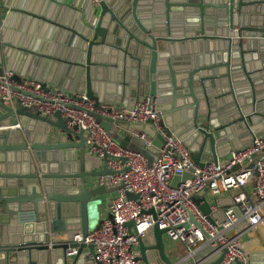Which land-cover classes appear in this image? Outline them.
I'll return each instance as SVG.
<instances>
[{
    "label": "water",
    "instance_id": "water-1",
    "mask_svg": "<svg viewBox=\"0 0 264 264\" xmlns=\"http://www.w3.org/2000/svg\"><path fill=\"white\" fill-rule=\"evenodd\" d=\"M1 63L96 106L131 108L154 98L162 127L198 166L224 167L264 135V0H0ZM101 125L124 133L118 145L149 165L164 145L150 121ZM260 158L264 166L263 152L248 167ZM96 162L83 133L69 130L59 113L45 118L18 102L0 103V264H94L83 245L73 259L64 251L74 246L71 234L85 237L100 227L92 213L97 197L119 187L97 185L111 172ZM188 179L189 173L175 176L171 186ZM208 191L192 200L221 225L223 202L211 212ZM228 205L239 218L231 199ZM247 228L240 222L225 236ZM224 253L204 246L179 264H221ZM248 260L264 264V254Z\"/></svg>",
    "mask_w": 264,
    "mask_h": 264
},
{
    "label": "built area",
    "instance_id": "built-area-1",
    "mask_svg": "<svg viewBox=\"0 0 264 264\" xmlns=\"http://www.w3.org/2000/svg\"><path fill=\"white\" fill-rule=\"evenodd\" d=\"M15 102L26 109L34 108L41 117L59 113L69 130L83 133L86 154L97 161V168L105 165L111 172L97 178V185L107 180L119 186L107 202L111 218L104 219L85 237L81 232L73 233L70 242L74 246L64 251L67 259H73L83 245L82 252L94 264H177L210 246L225 250L221 264H249L239 237L228 239L225 233L240 222H245L248 229L264 226L263 158L248 167L254 156L264 152V135L233 153L224 167L219 162L198 166L183 143L162 127L154 98L145 97L131 108L96 106L84 94L62 92L29 78L15 81L10 71L0 67V103L14 108ZM104 119L139 124L150 121L164 140L155 162L149 165L140 153L115 143L101 125ZM136 136L145 146L151 145L144 134ZM235 166L239 169L232 171ZM184 173L191 174L192 179L172 187V179ZM205 188L209 190L206 202L211 212L218 209L219 196L230 194L240 217L227 207L221 225L211 222L192 200ZM128 194L136 198L129 199Z\"/></svg>",
    "mask_w": 264,
    "mask_h": 264
},
{
    "label": "crops",
    "instance_id": "crops-1",
    "mask_svg": "<svg viewBox=\"0 0 264 264\" xmlns=\"http://www.w3.org/2000/svg\"><path fill=\"white\" fill-rule=\"evenodd\" d=\"M1 69L5 70L4 65L1 63L0 64ZM11 72V71H10ZM12 73V78L17 81L21 79H25L19 76H16L13 72ZM49 85V84H47ZM110 128V127H109ZM119 131V130H118ZM121 132V131H119ZM124 134V133H123ZM122 134V136H123ZM114 190L111 192H107L99 197H97V201L95 202L94 208H92V213H93V221H95L96 218H98V222L101 223L104 219L109 218V212L107 211V202L108 200L114 195ZM249 197L253 198L252 192L250 191ZM204 200L208 199V193L203 196ZM231 199L232 197L230 194H224L219 196L218 200H221L223 202L222 204V210H225L228 205V200ZM217 206V204H216ZM218 208V206H217ZM94 229L91 227L89 230ZM72 235V234H71ZM70 235V237H71ZM58 239L61 241H64L66 239V234L65 235H59ZM239 241L241 244L242 249L248 256L250 253H259L261 255L264 254V226H258L255 229H245L242 234L239 236ZM180 262L178 261L177 264Z\"/></svg>",
    "mask_w": 264,
    "mask_h": 264
},
{
    "label": "rangeland",
    "instance_id": "rangeland-1",
    "mask_svg": "<svg viewBox=\"0 0 264 264\" xmlns=\"http://www.w3.org/2000/svg\"><path fill=\"white\" fill-rule=\"evenodd\" d=\"M108 133V135H109V137L115 142V143H119V138H121L122 137V132H119L118 130H116V129H113V128H111V129H109V132H107ZM111 218V215L109 214V219Z\"/></svg>",
    "mask_w": 264,
    "mask_h": 264
}]
</instances>
